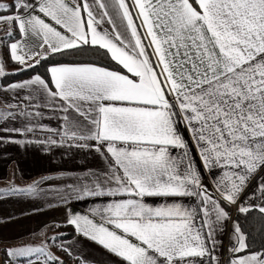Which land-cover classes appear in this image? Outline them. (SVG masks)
I'll list each match as a JSON object with an SVG mask.
<instances>
[{
	"label": "snow or ice",
	"instance_id": "6c2138e0",
	"mask_svg": "<svg viewBox=\"0 0 264 264\" xmlns=\"http://www.w3.org/2000/svg\"><path fill=\"white\" fill-rule=\"evenodd\" d=\"M0 32L16 72L86 51L126 70L55 64L50 79L0 87L15 100L0 121L24 120L0 126L9 134L0 144L103 161L43 178L72 181L56 193L64 203L94 202L69 210L67 224L120 264H224L216 252L227 206L264 217V0H10L0 2ZM8 75L0 56V77ZM45 109L59 113L57 127L41 122ZM253 183L260 203L241 202ZM4 191L39 194L36 182ZM228 252L227 264H264V247L253 250L238 220ZM4 253L5 264H63L48 242Z\"/></svg>",
	"mask_w": 264,
	"mask_h": 264
},
{
	"label": "crops",
	"instance_id": "0c3cea01",
	"mask_svg": "<svg viewBox=\"0 0 264 264\" xmlns=\"http://www.w3.org/2000/svg\"><path fill=\"white\" fill-rule=\"evenodd\" d=\"M1 2L7 3L10 0H1ZM17 39H19V36ZM0 56L3 58L6 72L9 73L17 70L5 62L6 57L8 61L10 60L6 47L0 46ZM30 62L34 63V61ZM122 71L126 72V70ZM31 77H25L12 83L22 82ZM12 83H0V87L6 88ZM26 94L27 90L20 92V96ZM5 101L14 103L13 93L0 91V110L7 107ZM43 111L44 119L41 122L53 128L57 127L60 123L56 118L59 113H52L46 109ZM23 122V118L6 123L0 121V126L20 127ZM181 131L184 132L185 139H189V134L184 131L182 126ZM8 135V133L0 131V136L7 137ZM189 143L191 144L190 139ZM193 155L195 156V150H193ZM102 167L103 161L95 153H89L85 156L84 153L75 152L65 154L63 149H53L51 152H45L34 145L21 147L13 143L0 144V250L17 247V245L21 246L23 240L28 241L34 238L36 241L48 242L49 250L53 253V244L49 238L60 234L54 228L58 225H68L66 221L69 210L76 213H85L90 207L94 206V202L90 199L80 201L69 199L67 203H64L56 198V193L57 191H63L64 186L72 181L67 177L62 179L43 178L58 177L61 173L79 174L87 168L99 169ZM210 180L211 177L208 176L205 182L208 183ZM34 182L37 183L39 192L35 196L4 191L10 187H26ZM255 189L256 185L253 183L242 194L241 202L260 203L259 200L253 197ZM149 202L157 204L161 201L158 198H150ZM184 202L192 204L194 198H185ZM229 206L232 210L236 209L235 206ZM230 214L232 215V213ZM71 227L74 229L73 226ZM230 236L231 228L229 230L228 221L224 233L218 237V239L222 240L223 246L216 252V255L220 257L224 264H227V259L230 255L228 252ZM62 243L66 244L65 247L70 246L72 254L69 256L75 259H79L80 254H85L86 251H89L90 259H85L87 263L84 262V264H120L119 258L111 255L102 246L78 233L70 238L57 241L56 245L58 248H60ZM93 251L96 256H103L104 258L93 261ZM0 255L2 256V254ZM83 257L85 258V255Z\"/></svg>",
	"mask_w": 264,
	"mask_h": 264
},
{
	"label": "trees",
	"instance_id": "16d2710c",
	"mask_svg": "<svg viewBox=\"0 0 264 264\" xmlns=\"http://www.w3.org/2000/svg\"><path fill=\"white\" fill-rule=\"evenodd\" d=\"M18 38V35L17 37ZM69 63H95L99 66L103 67H110L114 70H121L118 65H115L114 62H111L106 57L99 55L93 51H86L83 54H76V55H52L49 56L47 59H42L41 63L37 65L33 69H26L22 72H9L14 73L15 75H8L6 77L0 78L1 84H9L15 82L19 79L34 76L36 74H40L46 80L49 79L47 69L55 64H69ZM9 66H13L15 69L20 68L19 64L12 62L11 60L8 61ZM227 210L232 213V208L228 205ZM232 220H238L241 224L242 229L249 234V243L252 246L253 250H260L264 247V217L261 216L258 209L252 210L248 214H241L234 210ZM56 232L60 234L56 235L59 236L60 239H67L72 237L76 234V231L70 225H58L54 228ZM58 241V240H57ZM55 241V242H57ZM54 242V243H55ZM55 252L61 257L63 264H81V262H77L71 256L66 254L64 251L57 248L56 245L53 246ZM0 255V263L5 264L6 256L4 253V249H2Z\"/></svg>",
	"mask_w": 264,
	"mask_h": 264
},
{
	"label": "rangeland",
	"instance_id": "374dc122",
	"mask_svg": "<svg viewBox=\"0 0 264 264\" xmlns=\"http://www.w3.org/2000/svg\"><path fill=\"white\" fill-rule=\"evenodd\" d=\"M0 2H1V0H0ZM2 36H4V32H0V37H2ZM5 53H6V49H5ZM5 56H6V54H5ZM5 62L8 64V60H7V57L5 58ZM232 221L233 220H230L229 221V230H230V228L232 227ZM58 241H61V240H58ZM43 242V241H42ZM41 241H36V240H34V238H31V239H29L28 241H22L21 243H22V245L21 246H23V245H32V246H39V245H41V243H42ZM20 243V242H19ZM52 244H53V246L54 245H56L57 244V242H52ZM62 245H64V246H66V244L65 243H62ZM18 246H20V245H17V247ZM94 246V245H93ZM56 247L58 248V246L56 245ZM53 249H54V247H53ZM1 251L2 250H0V253H1ZM53 254H57L58 255V253H56L55 252V249H54V252H53ZM56 255V256H57ZM83 255H85V258L83 257ZM59 256V255H58ZM59 258H60V260H61V257L59 256ZM73 258V257H72ZM104 257L102 256V257H99V256H96V254H95V252L93 251V261L94 260H96V259H98V260H102ZM74 260H76L77 262H81V264L83 263L84 264V262H86V260L85 259H90V252L89 251H86V253L85 254H80V261H79V259H75V258H73ZM105 262V261H104ZM87 263V262H86ZM1 264V263H0Z\"/></svg>",
	"mask_w": 264,
	"mask_h": 264
},
{
	"label": "built area",
	"instance_id": "2783aa9c",
	"mask_svg": "<svg viewBox=\"0 0 264 264\" xmlns=\"http://www.w3.org/2000/svg\"><path fill=\"white\" fill-rule=\"evenodd\" d=\"M233 213H234V210H233V212H232V215H231V217L233 216Z\"/></svg>",
	"mask_w": 264,
	"mask_h": 264
}]
</instances>
